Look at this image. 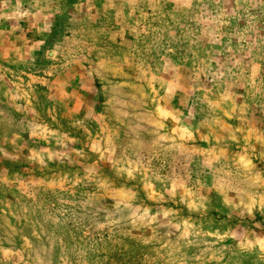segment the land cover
I'll return each mask as SVG.
<instances>
[{
  "label": "rangeland",
  "instance_id": "obj_1",
  "mask_svg": "<svg viewBox=\"0 0 264 264\" xmlns=\"http://www.w3.org/2000/svg\"><path fill=\"white\" fill-rule=\"evenodd\" d=\"M0 264H264V0H0Z\"/></svg>",
  "mask_w": 264,
  "mask_h": 264
}]
</instances>
